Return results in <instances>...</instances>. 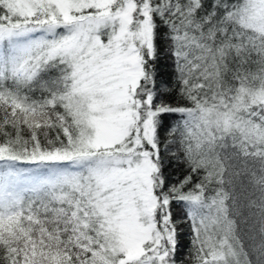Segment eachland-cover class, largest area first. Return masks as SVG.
I'll list each match as a JSON object with an SVG mask.
<instances>
[{
    "label": "snow or ice",
    "instance_id": "1",
    "mask_svg": "<svg viewBox=\"0 0 264 264\" xmlns=\"http://www.w3.org/2000/svg\"><path fill=\"white\" fill-rule=\"evenodd\" d=\"M0 264H264V0H0Z\"/></svg>",
    "mask_w": 264,
    "mask_h": 264
},
{
    "label": "trees",
    "instance_id": "2",
    "mask_svg": "<svg viewBox=\"0 0 264 264\" xmlns=\"http://www.w3.org/2000/svg\"><path fill=\"white\" fill-rule=\"evenodd\" d=\"M166 71H170V69H165ZM175 174H178V172H175ZM185 235L183 237L184 243L187 244L188 243V235H187V228H185Z\"/></svg>",
    "mask_w": 264,
    "mask_h": 264
}]
</instances>
